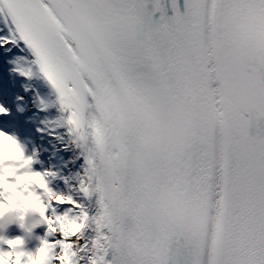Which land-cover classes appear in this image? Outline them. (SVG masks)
I'll use <instances>...</instances> for the list:
<instances>
[{
    "label": "snow or ice",
    "instance_id": "1",
    "mask_svg": "<svg viewBox=\"0 0 264 264\" xmlns=\"http://www.w3.org/2000/svg\"><path fill=\"white\" fill-rule=\"evenodd\" d=\"M0 264H264V0H0Z\"/></svg>",
    "mask_w": 264,
    "mask_h": 264
}]
</instances>
